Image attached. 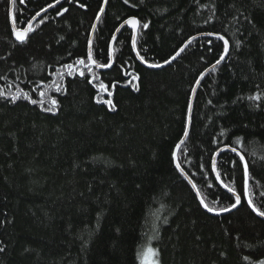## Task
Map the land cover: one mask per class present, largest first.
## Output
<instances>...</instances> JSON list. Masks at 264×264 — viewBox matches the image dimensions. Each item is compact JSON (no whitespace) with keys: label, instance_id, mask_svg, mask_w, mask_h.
Instances as JSON below:
<instances>
[{"label":"trees","instance_id":"1","mask_svg":"<svg viewBox=\"0 0 264 264\" xmlns=\"http://www.w3.org/2000/svg\"><path fill=\"white\" fill-rule=\"evenodd\" d=\"M11 2L0 0V264H140L148 241L161 264L264 260V217L248 204L236 152L264 211V0H108L92 45L98 64H111L112 40L132 17L150 65L195 37L152 68L126 27L108 70L87 57L103 0H16L21 30L49 8L22 42ZM218 35L229 53L198 88L178 162L223 212L236 196L214 160L230 148L216 169L241 205L223 215L206 210L174 158L194 88L224 54Z\"/></svg>","mask_w":264,"mask_h":264},{"label":"water","instance_id":"2","mask_svg":"<svg viewBox=\"0 0 264 264\" xmlns=\"http://www.w3.org/2000/svg\"><path fill=\"white\" fill-rule=\"evenodd\" d=\"M57 4H58V3H57ZM106 5H107V4L104 5V8H103L104 11H103V13L100 14V16H99L100 19L96 21L95 26H94V29H93V32H92V36H91V44H90V50H91V51H92V45H93V40H94L95 32H96V29H97V27H98V24H99L100 20L102 19V16H103V14H104V12H105ZM14 8H15V4H13V3L11 2V22H12V26H13V29H14L15 39H16L17 41H19V42H22V41H20V40L17 39V35H16V33H17L18 31H24L25 29H28L29 27L32 28V26L34 25V23L36 22V20H37L41 15H43L46 11H48V9H49V8H48V9L44 10L43 12H41L40 14H38L35 18H33V20L28 24V26H27L25 29H22V30H21V29H17L16 24H15V20H14ZM126 27H129V28L133 29V31H134L133 48H134V51H135V53H136L138 59H139L144 65H146V66H148V67H152V68H162V67H165V66L170 65L173 61H175V60L179 57V55H178V56L175 55V56H174L175 59L172 58V59H170L167 63H164V64H162V65L159 66V67H154V66H151L150 64L144 62V61L140 58L141 56H140V54L138 53L137 48H136V39H137V35H138V32H139V28H140V26H138L137 28H132L130 25L124 24L123 27H120V29L118 30V32H117L116 35L114 36V38H113V40H112V43H111V64H110L111 67H97L95 64H92V65L95 66L98 70H108V69L112 68V66H113V64H114V45H115V41H116L118 35L120 34V32H121L124 28H126ZM29 32H30V31H29ZM29 32L27 33V37H28ZM134 41H135V43H134ZM190 41H193V39L190 40ZM188 45H189V42L183 47L184 50H185V48H186ZM229 48H230V46H229ZM179 52H180V51H179ZM181 53H182V52H180V54H181ZM228 53H229V50H228ZM92 54H93V52H92ZM227 55H228V54H227ZM227 55L225 56V58L227 57ZM93 59H94V58H93ZM224 60H225V59H224ZM224 60H222L219 64H217L215 68H217V67H218V66H219ZM211 70H214V69H213L212 67L209 68V69H208V70H207V71H206V72L200 77L199 81L197 82V84H196V86H195V88H194L193 95H192V99H191V104H190L189 120H188V126H187V131H186V132H187V135L184 136V138L182 139V140L184 141V143H185V141L187 140V138H188V136H189V133H190L191 123H192V116H193L194 105H195V98H196V94H197L198 88H199V86H200L202 80L204 79V77H205V76L207 75V73L210 72ZM184 143H183V144H184ZM183 144H182V145H183ZM182 145H181V147H182ZM224 150H230V148H229V147L223 148L219 153H217V155L215 156V160H214V170H215V174H216V176H217V179H218L219 183H220L225 189H227V190L229 191V189H228L227 187H225V185L222 183L221 179L219 178V175H218V173H217V169H216V159H217L218 155H219L222 151H224ZM236 152H237L240 156H243L240 152H238V151H236ZM178 154H179V151H177V149H176V150H175V154H174V158H175V162H176V164H179V162H178ZM243 158H244V156H243ZM245 161H246V160H245V158H244V159H243V162L245 163ZM178 168H179L180 171L186 176V178L191 182V184H192V186H193V188H194V190H195V192H196V194H197V196H198V198H199L201 204L204 206L205 202L203 201L202 197L200 196V194H199L197 188L195 187V185L193 184L192 180L187 176V174H186L184 171L181 170V169H182L181 167H178ZM247 172H248V175L246 176V197H247V201H248V199H250V196H249V171H248V167H247ZM229 192H231L232 194H234L235 196H237V194L234 193L233 191H229ZM240 205H241V202H240L239 205H237V207H235V208H231L229 211H223V212H215V211L210 212V211H208L207 208H206V210H207L209 213L213 214V215H223V214H227V213H230V212L236 210ZM251 208H252V207H251ZM252 209H253V208H252ZM256 213H257V212H256Z\"/></svg>","mask_w":264,"mask_h":264},{"label":"snow or ice","instance_id":"3","mask_svg":"<svg viewBox=\"0 0 264 264\" xmlns=\"http://www.w3.org/2000/svg\"><path fill=\"white\" fill-rule=\"evenodd\" d=\"M21 2L23 3L24 0H21ZM60 0H57V3H59ZM104 4H107L108 0H103ZM12 3L15 4L16 3V0H12ZM125 3H127V0H125ZM49 7H53V5H49ZM81 7H85V5H81ZM64 12H67L68 9H64L63 10ZM104 9L101 8L100 9V12L103 13ZM100 17L97 16V20H99ZM124 24H127V25H130L132 28H137L138 26H140L141 22L135 18V17H132V18H129L128 20H125L124 21ZM124 24L121 25V27L124 26ZM143 28H147L148 27V24L147 23H144L143 25ZM29 31H33V29H31V27H29L28 29H25L24 31H18L16 33L17 35V39L20 40V41H24L26 38H27V33ZM209 35H213V34H209ZM218 39L222 40L223 41V49H224V54L220 56V59L216 61V64H213L212 65V68L215 69L216 65L219 64L222 60L225 59V56L228 54V50H229V40L227 38H225L223 35H218L217 36ZM192 39H195V37H193ZM135 43V41H134ZM189 43H191V41H189ZM240 41H237L236 42V46L239 47L240 46ZM89 44H91V41L89 42ZM184 51V48H181L180 49V52H183ZM180 52H177L176 55H180ZM87 57H88V60L91 61L92 64H95L97 67H111L110 64H98L97 61L95 59H93V54H92V51L89 50L88 53H87ZM142 60L144 59L143 56L140 57ZM173 59H175V57H173ZM79 64H85V61L83 59L79 60L78 62ZM167 63V61H166ZM151 66H155V67H159L160 65H151ZM71 67V66H69ZM80 75L83 76L84 75V72L81 71L80 72ZM101 87H103L104 91H108L107 87L101 85ZM113 87H115V85H113ZM59 90V89H58ZM43 95V93H42ZM109 95H111V93H109ZM14 99H17V97H14ZM249 99H253V100H260L261 99V95L260 94H257L253 97H249ZM52 104L55 105L57 103V101L55 99H53L52 101ZM99 102V101H98ZM33 103H36V101H33ZM103 103L105 104H108L112 107H115V105L113 104V102L111 100H104ZM45 111H53L52 108H46ZM187 135V132H185V136ZM239 140V138H238ZM184 143L183 140L180 141L179 144L176 145V149L177 151L180 150L181 148V145ZM232 151H236L235 148L232 149ZM241 159L243 160V156H241ZM177 167H180L179 164H177ZM183 171V169H181ZM244 170H245V176L248 175V172H247V162L245 161L244 163ZM219 175V174H218ZM225 187H227V185H225ZM229 191H232V189H229ZM236 199V203L233 204L231 207L232 208H235L237 207V205L240 204L241 202V198L239 195H237L235 197ZM248 204L253 208V210L255 212H257V214L261 217H264V211H261L260 208H258L254 202L252 201V199H248ZM204 207L208 209V211L210 212H213V211H216L214 208H210L207 204H204ZM230 209L228 208H223L221 209V211H229ZM3 249H0V251H2ZM158 255L157 253V250L149 247L147 249V252L144 254V256L142 257L143 259V264H159L158 260L155 259V257ZM151 257V259L149 258ZM245 259H248V257H245ZM259 264H264V260H261L259 261Z\"/></svg>","mask_w":264,"mask_h":264},{"label":"rangeland","instance_id":"4","mask_svg":"<svg viewBox=\"0 0 264 264\" xmlns=\"http://www.w3.org/2000/svg\"><path fill=\"white\" fill-rule=\"evenodd\" d=\"M149 247H151V248H153V249L156 250V248L153 246L152 242L148 241V242L145 244V246L143 247L142 251H141V254H140V255H141V256H140V264H143V259H142V257H143L144 254L147 252V249H148ZM149 258L151 259V257H149ZM155 259H157L158 262H159V264H161L160 261H159L158 255L155 257Z\"/></svg>","mask_w":264,"mask_h":264}]
</instances>
